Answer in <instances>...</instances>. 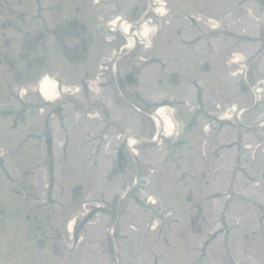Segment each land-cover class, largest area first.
I'll return each instance as SVG.
<instances>
[{
  "label": "rangeland",
  "instance_id": "374dc122",
  "mask_svg": "<svg viewBox=\"0 0 264 264\" xmlns=\"http://www.w3.org/2000/svg\"><path fill=\"white\" fill-rule=\"evenodd\" d=\"M46 1L0 0V264H264V124H255L264 107L240 115L237 123L249 126L240 143L234 136L238 125H230L231 110L251 104L252 86L264 97L262 25L241 18L258 41L253 45L219 34L224 46L213 54L190 53L179 40L192 35L186 16L198 9L178 1L172 23L155 37L158 67L165 69L144 65L128 85L123 66H117L99 87L97 62L105 43L95 36L90 17V62L62 59L48 44L52 59L41 64L42 17L53 29L60 8L66 13L71 4ZM220 1L199 11L213 19ZM239 2L222 0L229 32L241 27L237 15L245 11ZM254 3L258 14L264 12V0ZM40 4L53 10L40 12ZM212 25L217 23L208 19L202 26L208 31ZM258 49L257 61L249 62L247 54ZM233 50L244 76L229 74L225 60ZM206 61L208 71L201 68ZM58 67L68 91L76 93L35 110L25 124L8 118L9 108L21 103L15 100L20 90L32 97L43 69ZM171 72L180 79L175 88L166 82ZM160 106L173 124L169 143L162 131L156 135L150 117ZM98 111L111 127L97 140L104 129ZM191 120L193 127L187 126ZM44 136L52 139L49 150ZM156 136L161 139L154 141ZM178 138L189 141L168 149ZM120 149L127 161L118 165ZM137 176L143 177L137 185L142 189L135 188ZM163 224L170 227L161 232Z\"/></svg>",
  "mask_w": 264,
  "mask_h": 264
},
{
  "label": "flooded vegetation",
  "instance_id": "af4514ba",
  "mask_svg": "<svg viewBox=\"0 0 264 264\" xmlns=\"http://www.w3.org/2000/svg\"><path fill=\"white\" fill-rule=\"evenodd\" d=\"M63 1V0H62ZM70 7L65 11L61 7L59 10V16L56 20V24L53 29L50 28L48 20L46 17H42V32L40 34V42L42 43V53L41 64L49 63L52 59V54L48 53V44L53 45V52H57L62 56V59L73 60V62H78L81 58L85 62H90V41L93 39V35L87 40V35L90 36L92 33L87 27L89 19L92 18L93 28L95 36L99 37L97 34L98 28L109 35L113 33L115 37L109 36L106 41L103 40L105 46L102 48L101 54L97 62L99 64H106L109 67L114 65L115 67H122L126 71H139L147 64H155L158 66L160 64L159 53L155 50V37L151 40L150 45L142 47L140 51H136L132 48L122 46L125 44V37L120 34L117 27L113 30L111 27V21L114 19H119L120 22H126L130 24L127 35H132L135 27L139 26L136 24H141L145 21L154 22L158 16L161 9L164 10L166 15H173L174 7L176 2H188L193 4L198 11L194 13L199 17V13L202 11L199 9H206L208 3L212 9L215 8L213 5V0H65ZM222 1V0H221ZM219 2V7L220 3ZM47 3V1L45 0ZM44 3V0H43ZM217 5V6H218ZM44 11H52V8L43 5ZM51 9V10H50ZM211 10V9H210ZM41 12H43L41 10ZM199 12V13H198ZM196 16V15H195ZM90 17V18H89ZM89 18V19H88ZM26 34H28L26 32ZM89 38V37H88ZM102 40V38L99 37ZM52 40V42H51ZM49 41L51 43H49ZM144 44V43H143ZM115 49L116 53L110 59L107 57V51ZM153 52V53H152ZM47 60V61H46ZM53 61V60H52ZM120 65V66H119ZM160 81V80H158ZM127 98V96H123ZM120 154L123 157V162L127 161L124 155L123 149H120Z\"/></svg>",
  "mask_w": 264,
  "mask_h": 264
},
{
  "label": "bare ground",
  "instance_id": "6f19581e",
  "mask_svg": "<svg viewBox=\"0 0 264 264\" xmlns=\"http://www.w3.org/2000/svg\"><path fill=\"white\" fill-rule=\"evenodd\" d=\"M116 19L112 21V25H117ZM124 26V33H126L127 26L123 24ZM146 29H144L142 32L143 34H146ZM55 86V81L48 76H43L42 78L39 79L38 85H37V90L39 93L44 97L49 100H52L56 98L57 91H52ZM157 118L156 121L160 125L159 129H162L160 131L163 132V134H166L167 136L171 134V129L173 127V124L170 120V118L164 113L163 107H158L156 110ZM132 141V140H131ZM130 141V142H131Z\"/></svg>",
  "mask_w": 264,
  "mask_h": 264
},
{
  "label": "water",
  "instance_id": "95a60500",
  "mask_svg": "<svg viewBox=\"0 0 264 264\" xmlns=\"http://www.w3.org/2000/svg\"><path fill=\"white\" fill-rule=\"evenodd\" d=\"M125 81H126V83H128V84H133V83H134V78L132 77L131 74H128V75H126V77H125ZM74 192L77 193V192H78V189L76 188V189L74 190Z\"/></svg>",
  "mask_w": 264,
  "mask_h": 264
}]
</instances>
